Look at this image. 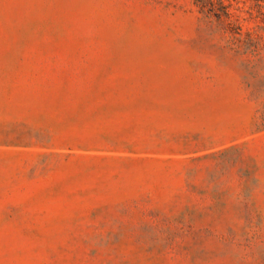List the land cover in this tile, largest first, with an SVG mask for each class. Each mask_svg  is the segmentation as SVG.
<instances>
[{"label":"rangeland","instance_id":"rangeland-1","mask_svg":"<svg viewBox=\"0 0 264 264\" xmlns=\"http://www.w3.org/2000/svg\"><path fill=\"white\" fill-rule=\"evenodd\" d=\"M0 264H264V0H0Z\"/></svg>","mask_w":264,"mask_h":264}]
</instances>
